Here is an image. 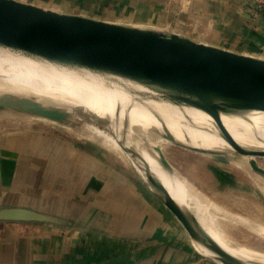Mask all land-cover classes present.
<instances>
[{
    "label": "crops",
    "instance_id": "obj_1",
    "mask_svg": "<svg viewBox=\"0 0 264 264\" xmlns=\"http://www.w3.org/2000/svg\"><path fill=\"white\" fill-rule=\"evenodd\" d=\"M19 1L141 28L166 25L170 33L264 59V12L253 16L256 0ZM160 222L179 228L160 198L117 173L108 157L42 128L0 135V264H178L183 256L162 251L168 241ZM128 240L139 243L136 255L114 250ZM153 242L161 248L147 256Z\"/></svg>",
    "mask_w": 264,
    "mask_h": 264
},
{
    "label": "water",
    "instance_id": "obj_2",
    "mask_svg": "<svg viewBox=\"0 0 264 264\" xmlns=\"http://www.w3.org/2000/svg\"><path fill=\"white\" fill-rule=\"evenodd\" d=\"M169 30L166 25L161 30L141 28L19 0H0V45L55 63L128 78L161 90L174 103L201 109L213 118L234 153L252 157L248 161L250 169L264 176V169L256 161L264 157V151L239 146L220 120V113L264 112V59ZM0 105L56 122L66 119L60 111L25 99H4ZM157 151L161 164L170 169L162 151ZM147 181L192 240L216 252L221 264H239L203 234L195 217L184 212L159 181L150 176Z\"/></svg>",
    "mask_w": 264,
    "mask_h": 264
},
{
    "label": "bare ground",
    "instance_id": "obj_3",
    "mask_svg": "<svg viewBox=\"0 0 264 264\" xmlns=\"http://www.w3.org/2000/svg\"><path fill=\"white\" fill-rule=\"evenodd\" d=\"M0 48L29 55L2 45ZM69 66L77 69L78 73L71 77L56 71L40 72L25 62L0 56V91L19 93L27 89V93L40 92L45 95L40 99L54 103L67 114V108H70L71 113L86 115L89 122L85 124L91 132L89 136L100 138L106 148L125 157L144 182H148V176L159 181L175 203L195 217L203 234L222 251L239 264H264L263 253L233 243L219 226V222L223 221L233 220L250 225L252 222L227 214L201 197L196 188L186 186L172 167L167 169L160 162L157 150H161L159 143L162 144L165 133L184 148L234 153L213 118L201 109L170 101L153 86L110 73ZM220 120L239 146L251 151H264V112L220 113ZM233 164L247 171L250 169L246 162L236 161ZM258 178L260 182L257 181V186L264 192V177ZM191 241L196 251L221 264L216 252L199 241Z\"/></svg>",
    "mask_w": 264,
    "mask_h": 264
},
{
    "label": "rangeland",
    "instance_id": "obj_4",
    "mask_svg": "<svg viewBox=\"0 0 264 264\" xmlns=\"http://www.w3.org/2000/svg\"><path fill=\"white\" fill-rule=\"evenodd\" d=\"M0 56L19 62H25V64L30 65L40 72L56 71L62 75L64 74L65 76L71 77L72 75L74 76V73H78L77 69L69 65L55 63L33 55L13 53L2 48H0ZM27 92V89L19 93L11 92L10 90L5 92L0 91V101L4 99L13 101L19 99L29 100L44 108L55 109L64 113L66 119L60 122L41 119L38 116L30 115L22 110L0 105V135L2 133L8 134L13 131L37 130L41 128L45 131L56 132L58 135L65 137L66 141L76 149L85 151L91 155L94 153L100 157H108L114 163L117 173H127L130 179L139 185L140 189L145 186L149 192L156 195L149 184L142 180L125 157L106 148L102 144L100 138L91 137V134L89 136L91 132L87 129L86 124L89 121L86 115L78 112L71 113L70 108H67L68 113L72 114L71 117L66 112L60 110L54 103L48 102L51 104L50 105L45 102V99H43L44 101L40 99L45 98V95L40 92L35 94ZM83 123L86 124L84 125ZM85 131H87V133ZM159 145L165 159L171 165L172 169L183 178L186 186L193 187L194 189L196 188L202 193L201 195V193L198 192L201 197H205L227 214L239 216L252 222L251 225L246 222H234L233 220L219 222L222 232H224L233 243L264 254V192L257 186V181L260 182V178L258 177L261 175H257V173L253 172L251 169L247 171L233 164L236 163V161L246 162L248 164V161L252 159V157H242L241 155L227 151L225 153L212 155L207 152L202 153L200 151L191 150L174 143L167 133L162 135V144L160 142ZM217 159H219V161ZM256 161L257 164L264 169V157H257ZM221 162L224 165H222V169H218L220 173L216 170L217 168H215L212 175L208 170V166L213 164L219 165ZM228 172L232 173V177ZM147 197L150 196L147 195ZM200 199L204 200L202 198ZM252 225L253 227H251ZM158 226H160L159 228H164L165 226V232L163 234L165 237L164 241H168V243H162V251L166 252L167 248L183 256V259H181L178 264H220L217 260L205 255L203 252L199 251L198 253L192 247V239L181 224H179L178 230L173 228L168 222H160ZM177 236L179 238L181 237V240L176 243L177 248L169 247V245L172 244L169 243V241H175L174 239H177ZM114 241L117 240L114 239ZM128 241L130 242L118 245L115 244L114 250L126 248L130 250L128 256L136 255V248H138L139 243L133 242V240ZM148 241H157V239ZM156 244L157 242H153L150 245L146 244L144 252L147 253V256L148 254L157 252L156 250L161 248V245Z\"/></svg>",
    "mask_w": 264,
    "mask_h": 264
},
{
    "label": "built area",
    "instance_id": "obj_5",
    "mask_svg": "<svg viewBox=\"0 0 264 264\" xmlns=\"http://www.w3.org/2000/svg\"><path fill=\"white\" fill-rule=\"evenodd\" d=\"M264 12V0H256L253 16H257Z\"/></svg>",
    "mask_w": 264,
    "mask_h": 264
}]
</instances>
